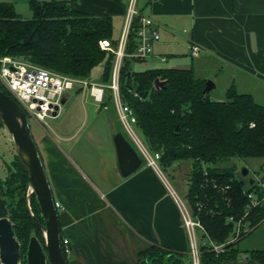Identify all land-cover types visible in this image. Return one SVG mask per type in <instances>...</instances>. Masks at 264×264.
Segmentation results:
<instances>
[{
	"label": "trees",
	"instance_id": "obj_1",
	"mask_svg": "<svg viewBox=\"0 0 264 264\" xmlns=\"http://www.w3.org/2000/svg\"><path fill=\"white\" fill-rule=\"evenodd\" d=\"M29 7L32 17L24 19L13 2L0 0V58H20L80 80H89L92 69L104 63L100 84H111L116 53L100 47L102 40L111 41L114 50L118 47L110 16L83 12L68 0H30ZM138 27L139 17H136L121 61L120 96L133 110L136 127L146 146L159 153L162 166L191 163L187 201L191 205L206 204L200 221L213 240L224 243L234 233V225L227 219L240 217L248 204L244 189L249 183L242 177L237 178L233 167L225 163L264 158V105L256 102L252 94L239 92L235 85L225 91L224 97H211V92L204 93L207 80L199 78L192 68L134 70L135 61H145L128 56L138 47ZM156 80L162 85L156 87ZM0 90L13 99L1 84ZM105 94L102 106L114 104L112 90L106 88ZM3 130L5 126L0 121V131ZM117 133L123 134L139 152L125 132L118 130ZM223 184L230 185L226 195L219 188ZM27 190L28 175L15 152L6 165L0 194L21 244L22 264L32 236H37L45 247L39 227H44V220L34 195L30 198L33 215L29 211ZM224 199H230V204ZM248 221L252 232L264 221V207L253 209ZM62 239L61 235V243ZM241 239L228 244L220 254L202 249L200 263H239L237 246ZM186 257L187 254L153 245L139 253V264H190ZM248 258L250 262L264 264V249L251 251Z\"/></svg>",
	"mask_w": 264,
	"mask_h": 264
},
{
	"label": "crops",
	"instance_id": "obj_2",
	"mask_svg": "<svg viewBox=\"0 0 264 264\" xmlns=\"http://www.w3.org/2000/svg\"><path fill=\"white\" fill-rule=\"evenodd\" d=\"M68 1L78 10L118 21L120 40L129 0ZM11 2L17 11L19 1ZM138 10L160 34L151 55L163 63L159 67L192 68L199 78L219 77L220 84L227 79L224 93L231 85L253 97L264 90V0H139ZM192 45L200 48L197 56ZM82 92L89 93L72 87L63 98L64 116L45 118L49 125L35 120L31 131L54 201L62 206L58 221L70 243L68 264H139V253L153 245L187 254L190 262L177 193L160 170L143 160L135 172L121 175L115 121L102 114L107 109L102 104L96 103L92 116L89 107L76 103L75 93ZM8 216L0 194V218Z\"/></svg>",
	"mask_w": 264,
	"mask_h": 264
},
{
	"label": "built area",
	"instance_id": "obj_3",
	"mask_svg": "<svg viewBox=\"0 0 264 264\" xmlns=\"http://www.w3.org/2000/svg\"><path fill=\"white\" fill-rule=\"evenodd\" d=\"M139 0H129L126 9L123 31L120 37L118 47L114 50L111 41L102 40L100 47L105 51L116 53V61L113 69L112 82L109 85L91 82L89 80H80L69 76L40 68L26 60L12 57L0 58V84L11 94L13 99L21 106L28 118L37 121H43L46 117L56 116L62 111L63 98L67 91L73 86L79 84L87 89L90 96L96 103L101 104L105 99V90H112L114 106L116 107L118 119L123 125L126 133L142 155L146 163L159 170L156 161H159V153H151L149 148L137 135L136 116L130 106L125 104L119 93V72L122 58L125 56L124 50L129 35L131 25L136 17H139V27L137 36L139 44L136 51L130 55L131 58L147 59L153 54V45L160 39L155 22L147 16H139ZM192 54L197 56L200 48L192 45ZM74 83V84H73ZM137 95V94H135ZM253 184H248L244 193L248 198V204L240 217L230 216L227 220L234 225L233 235L224 243H218L210 236L200 221V214L206 210V204L197 202L188 207L180 198L177 197L178 205L181 209L183 225L188 233L190 241V255L192 262L190 264H201V250L205 249L216 254L223 253L228 244L234 243L248 235L252 227L249 224L248 217L253 209L264 207V167L260 177H252ZM220 188L222 194H227L230 189L229 184H223ZM230 204V199L223 200ZM188 203V202H187ZM56 209H62L59 202H55ZM192 209V210H191ZM192 213L196 219L192 218ZM251 228V230H248ZM196 229L201 233L200 239L197 238ZM63 253L68 257L71 254L70 243L66 238L62 239ZM1 264V262H0Z\"/></svg>",
	"mask_w": 264,
	"mask_h": 264
},
{
	"label": "water",
	"instance_id": "obj_4",
	"mask_svg": "<svg viewBox=\"0 0 264 264\" xmlns=\"http://www.w3.org/2000/svg\"><path fill=\"white\" fill-rule=\"evenodd\" d=\"M28 42L29 40L25 43ZM160 85L162 83L156 80L155 86ZM215 87L212 80H207L204 93L211 92ZM0 121L12 136L16 152L28 175L27 206L33 215L30 198L34 195L44 220V227L40 225L39 227L45 247L37 236H32L24 256L25 264H68L61 245L58 210L55 207L43 161L32 136L28 116L16 101L2 90H0ZM113 141L120 173L123 177H127L142 165V158L123 134L117 133ZM241 174L243 177H248L249 170L242 168ZM248 179L250 184H253L254 179L252 177ZM22 259L21 244L15 237L13 222L9 217L0 218L1 264H22Z\"/></svg>",
	"mask_w": 264,
	"mask_h": 264
},
{
	"label": "rangeland",
	"instance_id": "obj_5",
	"mask_svg": "<svg viewBox=\"0 0 264 264\" xmlns=\"http://www.w3.org/2000/svg\"><path fill=\"white\" fill-rule=\"evenodd\" d=\"M11 1V0H7ZM18 6H17V12L20 14V16L24 19H29L32 17V11L30 10V7L27 3L23 4V0H18ZM118 29L119 24L118 21H113V38H118ZM163 63H161L159 60L155 59L154 57H147L146 61H135L133 64L134 70L136 71H143L146 69H153L158 68L159 66H162ZM104 73V63L97 65L94 67L91 71L89 80L90 81H100ZM212 74L213 73H208ZM213 78V79H212ZM210 78L213 82L215 81L217 84V87L211 91V97L216 98H222L224 97V86H226V83L228 82L227 79L221 80L223 83L220 84V78L216 77L215 75ZM207 79V80H210ZM74 84V83H73ZM75 86H81L79 84ZM74 87V86H73ZM71 90V89H70ZM69 91V90H68ZM89 94V93H88ZM83 93H75V101L76 103H79L80 105L84 107H89V110L92 113V116L95 115L96 107L98 106L94 99L90 97V95ZM255 101L258 103L264 104V90L261 91H255L253 92ZM74 95V94H73ZM79 105V106H80ZM66 105L62 106L63 108H66ZM63 111H61L60 115L58 117H63L62 115ZM102 114H106L110 118L114 119L115 121V129L119 131H123L126 134V137L131 140V138L126 133L123 125L119 121L116 107L114 104L110 103L107 106V109L102 110ZM80 112L74 115L79 116ZM67 117L70 115H66ZM96 116V115H95ZM50 117V116H49ZM47 118V117H46ZM49 119H45L43 121L47 125H49ZM29 125L31 127V131L34 132L36 129V121L32 118L28 119ZM134 129L139 136V138L145 143L144 137L139 131L137 127L134 126ZM132 141V140H131ZM16 152L15 146L12 141V136L8 132V130L5 128V130L0 131V181H3L5 179V171L2 169V166L5 163H8L12 161L14 157V153ZM153 153L152 151H150ZM17 153V152H16ZM159 167V170L163 174V180L168 182V186L171 187L172 190H174L177 194L176 196L180 198L187 206L191 208V204L187 201V192H188V182H189V176L191 172V163L190 162H177L170 168H165L160 164L159 161H156ZM226 166H231L234 169V173L237 178H243L244 181H248V178L251 177H260L263 172L264 167V158H245V159H236L231 162L225 163ZM206 169V167H204ZM242 168H247L249 170L248 177H243L241 174ZM188 202V203H187ZM31 207V204H30ZM29 209V208H28ZM192 210V209H191ZM30 211V210H29ZM32 211V209H31ZM192 218L196 219L194 214L192 213ZM248 230H251V228H248ZM196 235L197 238L200 239L201 233L198 229H196ZM238 250L240 252L239 254V263H244L245 261L249 260L246 259L247 256L250 255V252L256 249H264V221L256 227L252 232H250L248 235L243 237L239 243H238ZM192 262V258L190 260Z\"/></svg>",
	"mask_w": 264,
	"mask_h": 264
}]
</instances>
